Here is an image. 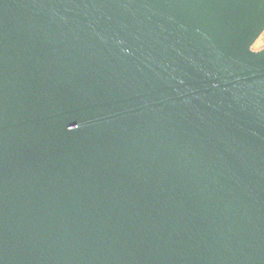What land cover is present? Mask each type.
Returning <instances> with one entry per match:
<instances>
[{
	"label": "water",
	"instance_id": "95a60500",
	"mask_svg": "<svg viewBox=\"0 0 264 264\" xmlns=\"http://www.w3.org/2000/svg\"><path fill=\"white\" fill-rule=\"evenodd\" d=\"M264 0H0V264H264Z\"/></svg>",
	"mask_w": 264,
	"mask_h": 264
},
{
	"label": "rangeland",
	"instance_id": "374dc122",
	"mask_svg": "<svg viewBox=\"0 0 264 264\" xmlns=\"http://www.w3.org/2000/svg\"><path fill=\"white\" fill-rule=\"evenodd\" d=\"M264 47V30L260 34V36L257 38V40L254 42V44L251 46L253 50H257Z\"/></svg>",
	"mask_w": 264,
	"mask_h": 264
}]
</instances>
